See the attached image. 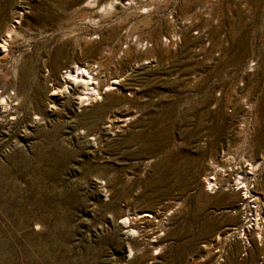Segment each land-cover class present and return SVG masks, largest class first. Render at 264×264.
Here are the masks:
<instances>
[{
    "label": "rangeland",
    "instance_id": "obj_1",
    "mask_svg": "<svg viewBox=\"0 0 264 264\" xmlns=\"http://www.w3.org/2000/svg\"><path fill=\"white\" fill-rule=\"evenodd\" d=\"M2 4L0 264H264V0Z\"/></svg>",
    "mask_w": 264,
    "mask_h": 264
},
{
    "label": "bare ground",
    "instance_id": "obj_2",
    "mask_svg": "<svg viewBox=\"0 0 264 264\" xmlns=\"http://www.w3.org/2000/svg\"><path fill=\"white\" fill-rule=\"evenodd\" d=\"M2 2L3 0H0V21H2L5 15V6L2 4ZM99 68V71H95L90 66H87V68H81L77 66L73 68L75 70H67L66 76L62 79L63 87L61 89L56 88L52 91L51 101L58 102L61 99H66L76 102L78 106H83L86 102L91 101L92 98L94 99L95 95H99L102 87L107 86L108 90H110L111 85L105 78V74L103 71L104 68L102 66H99ZM115 80L116 81H114V83L119 82L118 78H116ZM117 90L121 91L119 87L117 88ZM239 180L237 181L239 182V184L244 183L242 181L240 182ZM217 183L218 182H216V179L214 177L207 180V186L209 187V190H214L217 186ZM144 217H149V215L145 213L140 216L141 219H143Z\"/></svg>",
    "mask_w": 264,
    "mask_h": 264
}]
</instances>
